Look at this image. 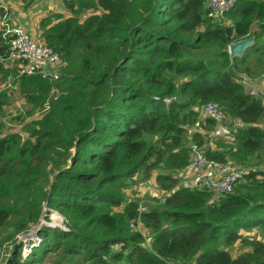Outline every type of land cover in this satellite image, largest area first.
<instances>
[{
  "label": "trees",
  "instance_id": "obj_1",
  "mask_svg": "<svg viewBox=\"0 0 264 264\" xmlns=\"http://www.w3.org/2000/svg\"><path fill=\"white\" fill-rule=\"evenodd\" d=\"M206 2L63 0L65 12L48 10L36 31L60 58L58 76L0 62V80L44 111L6 132L0 93V240L13 243L1 264H36L49 253L93 264H264V103L241 81L264 78V0H236L222 19L207 17ZM247 39L253 44L231 56ZM207 103L224 112L230 139L200 117ZM194 147L249 169L232 194L178 185ZM154 170L168 195L162 209L140 212L120 188ZM50 213L62 227L40 225ZM32 227L37 241L22 260L14 237Z\"/></svg>",
  "mask_w": 264,
  "mask_h": 264
},
{
  "label": "built area",
  "instance_id": "obj_2",
  "mask_svg": "<svg viewBox=\"0 0 264 264\" xmlns=\"http://www.w3.org/2000/svg\"><path fill=\"white\" fill-rule=\"evenodd\" d=\"M236 0H207V17L222 19L234 9ZM6 26L5 36H11L7 56L0 57V62L17 64L20 74L27 76L49 74L51 68L60 64V58L52 49L33 38L23 29ZM202 118L214 120L218 125L225 120L224 112L215 103H207L198 109ZM218 135V132H216ZM211 146V143L209 144ZM248 172L247 169L208 158L195 147L191 158L181 170L179 186L206 191L215 198L232 194L236 184ZM182 184V185H181ZM139 210V209H138ZM142 208L140 212L146 211ZM34 235L35 229H34ZM37 237V235L35 236Z\"/></svg>",
  "mask_w": 264,
  "mask_h": 264
},
{
  "label": "rangeland",
  "instance_id": "obj_3",
  "mask_svg": "<svg viewBox=\"0 0 264 264\" xmlns=\"http://www.w3.org/2000/svg\"><path fill=\"white\" fill-rule=\"evenodd\" d=\"M30 2V3H29ZM45 3H48V7H53L54 11L58 12H65L63 0H20V8L21 9H32L34 6H40L46 8ZM42 10V9H41ZM5 11L0 9V15L5 16ZM91 12H83L80 16L81 19L84 16L89 15ZM68 15V14H65ZM42 17V13H35L32 18H39ZM5 20V17L3 21ZM27 20V19H26ZM226 24H229V18L224 20ZM29 29L32 32H35V23L33 25H29ZM31 34V33H30ZM35 33L31 34L34 35ZM34 38V36H33ZM17 65V64H15ZM14 65V66H15ZM13 66V67H14ZM62 69V65L59 64L58 66L51 68L50 74L54 76H58L60 70ZM244 80L245 91L248 93L256 94L257 91L264 94V78L262 76H258L255 74L251 78H241V81ZM248 83V85H246ZM262 86V88H261ZM261 88V89H260ZM4 92L7 94V104L4 106V113H3V123L6 128V132H13L21 130V123H27L30 121H34L40 118L43 114V109L38 111L37 109H33L31 106H26L25 102L23 101L21 95L19 94L17 88L12 86L9 80H0V93ZM51 98H55L57 96L56 93L50 94ZM169 102V101H166ZM47 105V104H46ZM44 108V107H43ZM47 109V106L45 107ZM44 109V110H45ZM224 122V123H223ZM218 125L220 127L219 132L221 134L225 133L227 127H231L229 121H223ZM214 145V144H213ZM215 146V145H214ZM230 164L234 165L233 162L228 161ZM247 170H249L247 168ZM160 171V170H159ZM159 171L154 170L146 180L143 179L142 175L137 174L131 180H127L124 183V186L120 188L122 196L128 201H135L138 203V209L141 211L142 208H147L146 206H156L157 208H163V203L165 197L168 195V192L161 190L159 185L156 183L155 177L159 173ZM163 172V171H162ZM182 185V184H181ZM63 219L56 213H50L48 217V221L41 220L40 225H44L46 227H62ZM34 229L31 228L27 233L19 234L18 236L14 237L17 243H20V257L22 260L29 258L32 253H30V249L33 248L34 242L37 241L36 235H34ZM9 233H7L8 235ZM4 238V237H3ZM2 242V243H1ZM13 246V243L10 240L3 241L0 240V264L3 263L4 258L6 256V251L10 250ZM241 248L235 250L234 256L237 257L241 252H243ZM36 264H93L88 263L83 259L82 256H75L70 257L66 256L62 253L53 254L49 253L46 257L43 258L42 261Z\"/></svg>",
  "mask_w": 264,
  "mask_h": 264
},
{
  "label": "crops",
  "instance_id": "obj_4",
  "mask_svg": "<svg viewBox=\"0 0 264 264\" xmlns=\"http://www.w3.org/2000/svg\"><path fill=\"white\" fill-rule=\"evenodd\" d=\"M19 3H20V0H0V9H3L6 12L5 16H3V19L5 17L4 23H6L9 28L23 29L29 35L35 33L34 35H31V36L32 37L34 36V38L38 39L37 38L38 35L36 34V31H37V24L41 17L38 16L39 18H32L33 15L37 12L42 13L44 15L48 10L54 11L53 10L54 8L51 6L48 7L49 6L48 3H45L46 8L44 9L43 7H40V6H34V8L32 7V9L30 10L21 9ZM34 23H35V32H32V30L29 29V25H33ZM242 82L245 85L246 81L242 80ZM246 85H248V83H246ZM250 94L258 96L259 98H261L262 102L264 103V94H262L261 92L257 91L256 94L254 93H250ZM229 128L231 130V127ZM224 130H225V133H223L222 135L227 136L228 131L227 129H224ZM219 133L220 132L218 131V134ZM228 138L230 139V137L227 136V139ZM215 147L216 146L211 144V149H215Z\"/></svg>",
  "mask_w": 264,
  "mask_h": 264
},
{
  "label": "water",
  "instance_id": "obj_5",
  "mask_svg": "<svg viewBox=\"0 0 264 264\" xmlns=\"http://www.w3.org/2000/svg\"><path fill=\"white\" fill-rule=\"evenodd\" d=\"M253 44L252 39H247L242 42L233 44L229 47V53L233 57H239L243 52ZM60 216V215H59ZM61 217V216H60ZM62 218V217H61Z\"/></svg>",
  "mask_w": 264,
  "mask_h": 264
}]
</instances>
